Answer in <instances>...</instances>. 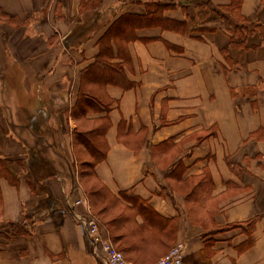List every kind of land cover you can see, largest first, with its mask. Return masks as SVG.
Instances as JSON below:
<instances>
[{
    "label": "crops",
    "instance_id": "1",
    "mask_svg": "<svg viewBox=\"0 0 264 264\" xmlns=\"http://www.w3.org/2000/svg\"><path fill=\"white\" fill-rule=\"evenodd\" d=\"M158 3L178 5L165 16L186 21L188 32L135 31L127 53L115 48L110 60L123 79L98 90L100 103L83 99L100 39ZM240 13L260 24V36L230 70L225 24L194 0H0V158L15 178L0 183V264H107L87 230L94 212L81 163H97L110 194L137 197L168 222L164 234L134 240L140 256L163 258L185 242L187 264H264V0H243ZM11 67L19 72L12 107ZM89 131L102 160L75 141ZM8 224L30 234L9 236Z\"/></svg>",
    "mask_w": 264,
    "mask_h": 264
},
{
    "label": "trees",
    "instance_id": "2",
    "mask_svg": "<svg viewBox=\"0 0 264 264\" xmlns=\"http://www.w3.org/2000/svg\"><path fill=\"white\" fill-rule=\"evenodd\" d=\"M194 2L209 7L225 24L230 41L229 46L223 48L221 51L230 70L242 65L236 56H232L230 48H235L241 52L255 48V46L250 44V39L260 36L261 28L259 23L241 16L240 9L243 0H229V5L224 8H214L206 0H194ZM177 6L170 3H158L154 11L147 15H125L115 21L107 32L108 34L106 33L99 41L100 53L95 62V67L83 74L85 76L84 79L87 81L81 84L79 91L83 99L89 98L92 102L100 103L98 90L111 82L118 83L115 80L120 81L123 79L124 73L120 69V66L118 64L112 66L110 60L114 57L115 48L117 49L119 58H122L121 56L127 53V45L136 39V36L132 34L135 31L144 27L159 26L165 31L188 32L189 24L186 21H177L165 16L166 12L177 9ZM231 23H234V27H230ZM88 106L86 108H89ZM95 106L92 105V107ZM75 141L77 144L83 145L88 153L96 156L97 160L104 158V154L102 155L101 153L102 146L98 133L92 131L87 133L75 132ZM96 165L97 163L80 164L82 182L87 190L93 212L100 218L105 227L108 228L110 235H113V230L118 233L114 238V241L119 244L118 250L130 262L142 264L135 257L141 254L140 247L134 243V240L138 237V239L146 241L149 239L148 236L152 234H164L168 222L137 197L131 195L128 198L124 194H121V198L126 202L125 204L121 199L110 194L107 188L96 177ZM14 179L10 161L0 158V183L2 180L14 183ZM1 198L2 192L0 186V203ZM137 217L142 218V224L137 223ZM252 225L253 222H250L249 226ZM3 229L7 230L6 234L9 236H26L30 234L28 228L18 224H8ZM166 234L169 235L168 232ZM161 253L163 254V252Z\"/></svg>",
    "mask_w": 264,
    "mask_h": 264
},
{
    "label": "built area",
    "instance_id": "3",
    "mask_svg": "<svg viewBox=\"0 0 264 264\" xmlns=\"http://www.w3.org/2000/svg\"><path fill=\"white\" fill-rule=\"evenodd\" d=\"M81 203L82 200H78L76 205ZM85 222L91 243L101 249L107 264H131L127 262L124 254L116 249L111 238L109 236L105 237L102 223L90 210ZM186 249L185 242H178L158 264H187L185 262Z\"/></svg>",
    "mask_w": 264,
    "mask_h": 264
},
{
    "label": "rangeland",
    "instance_id": "4",
    "mask_svg": "<svg viewBox=\"0 0 264 264\" xmlns=\"http://www.w3.org/2000/svg\"><path fill=\"white\" fill-rule=\"evenodd\" d=\"M230 27H234V23H231V25H230ZM231 49V54H232V56H236L239 60L241 59V55L243 54V52H241V51H238L237 49H235V48H230ZM243 56V55H242ZM243 58V57H242ZM16 71L18 72V70H16L15 68H13V67H11V68H8L7 70H6V74H5V76H4V79H5V81H6V94H8V95H6L8 98H7V103L8 104H10L11 105V107H12V103H13V96H15L16 95V88L19 86L17 83H15L16 81H18V77L19 76H16L17 75V73H16ZM19 73V72H18ZM19 75V74H18ZM0 89H1V91H2V89H3V85H0ZM0 91V92H1ZM1 95H3V93L1 92V94H0V96ZM2 97V96H1ZM0 104H2L1 102H0ZM13 110H6V113L8 114V116L10 117V115H11V112H12ZM16 116V115H15ZM16 119H19L18 118V116H16ZM11 120H13V117H11ZM13 131V135L14 136H16V137H18V136H21V130H19L18 128L17 129H15V128H11ZM18 135V136H17ZM44 152H45V150H43ZM95 215V214H94ZM95 217H97L96 215H95ZM98 218V217H97ZM99 219V221L102 223V221L100 220V218H98ZM102 225H104L103 223H102ZM105 226V225H104ZM103 234L105 235V237L106 236H109L106 232H105V229H103ZM112 234L113 235H111V240H112V242H113V244L115 245V247H116V249H118V246H119V244H117L115 241H114V238L116 237V235H118V233L117 232H115L114 230H113V232H112ZM171 250V249H170ZM170 252V251H169ZM168 253V252H167ZM166 255V254H165ZM168 255V254H167ZM166 255V256H167ZM155 256H157V255H155ZM155 256H153V257H149V256H139V255H136L135 257H136V259H138L140 262H142V264H158L163 258L161 257V258H159V259H157V258H155ZM125 259L127 260V262H129V263H131V264H134V263H132V261L130 262L126 257H125Z\"/></svg>",
    "mask_w": 264,
    "mask_h": 264
}]
</instances>
